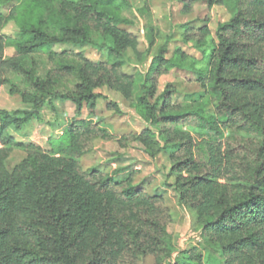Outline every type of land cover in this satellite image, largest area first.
I'll return each instance as SVG.
<instances>
[{
    "label": "trees",
    "instance_id": "trees-1",
    "mask_svg": "<svg viewBox=\"0 0 264 264\" xmlns=\"http://www.w3.org/2000/svg\"><path fill=\"white\" fill-rule=\"evenodd\" d=\"M180 1L185 12L198 1L223 6L230 19L217 25L215 39L207 23L181 25L182 42L199 59L180 48L167 58L163 45L145 73L124 70L129 52L138 62L143 54L137 38L119 27L127 21L116 0H22L0 15V28L13 22L19 31L15 40L0 33V88L8 74L23 78L27 90L12 94L33 108L0 111V264H138L147 256L166 264L172 258L171 215L162 196L135 184L134 173L116 178L82 170L81 157L95 140L114 139L81 117L94 114L104 87L148 124L130 138L150 158L168 154L179 203L193 214L203 240L221 251L225 264H264V0ZM54 45L90 46L103 60L50 51ZM10 46L15 53L6 58ZM39 53L49 64L42 77L34 67ZM172 70L191 71L204 89L197 98L186 96L194 107L172 104L168 88L155 98L158 78ZM53 100L71 102L75 118L50 151L8 133ZM106 108L121 114L112 102ZM14 150L26 157L9 171L5 162Z\"/></svg>",
    "mask_w": 264,
    "mask_h": 264
},
{
    "label": "rangeland",
    "instance_id": "rangeland-1",
    "mask_svg": "<svg viewBox=\"0 0 264 264\" xmlns=\"http://www.w3.org/2000/svg\"><path fill=\"white\" fill-rule=\"evenodd\" d=\"M21 1L9 0L1 4L0 15L7 17L10 10L18 6ZM116 1L121 5L120 17L127 21L126 24L123 23L119 27L137 38L138 51L143 54L142 62H138L131 52L128 53L129 60L124 69L127 73L136 71L145 73L152 61V56L163 45H167L165 54L167 58L172 55L175 48H180L186 55L199 59L200 53L194 50L190 44L186 45L182 42L180 26L193 23V26L199 27L203 23H207L211 37L215 39L217 25L230 19L229 12L223 6L210 8L202 1L196 2L188 12L184 11L183 3L180 0ZM150 30H152L151 33ZM18 32V28L13 22L0 28L2 35L13 40L19 38ZM150 34L152 35V46H149ZM49 50L81 53L93 62L103 60L100 53L90 46L54 45ZM14 53L13 46L6 47L4 57L9 58ZM33 59L35 72L42 77L49 70L46 54L39 53L34 55ZM7 80L8 83L0 88V111L11 114L32 111V106L24 104L20 96L16 94L17 92L12 94V91L27 90L25 80L14 74H8ZM66 87L71 88L69 84H66ZM166 88L173 91L171 101L172 104L178 106L188 104L194 107V104L186 96L194 95L197 98L204 91L196 81L195 74L187 70H172L161 75L156 83L155 98L161 95ZM97 93H100L102 98L97 100L94 114L87 116L86 111H83L81 117H87L93 122L100 123L113 134L114 139L95 140L92 150L81 157L82 170L87 172L94 169L116 178L134 173L135 184H140L149 195H160L164 198L171 215L167 231L171 234L174 244V253L166 264H225L221 251L214 244L206 243L203 240L191 211L179 203L175 190L178 176L171 173L172 163L168 159V154L162 152L155 158H150L142 145L130 138L133 134H139L148 124L137 115L120 93L106 87L98 90ZM108 102L116 104L121 114L108 110L106 108ZM16 116L24 117L22 114ZM74 118L75 107L71 102L53 100L52 104L44 103L37 112L33 113V117L22 124L20 128L9 127L8 133L18 142L33 144L44 151H50V142L58 140ZM193 137L195 141H198L196 136ZM124 138L126 141H123ZM25 157L24 151L14 150L5 162L6 169L11 171ZM190 253L195 255L194 259L189 258ZM138 264H156V262L152 256H147Z\"/></svg>",
    "mask_w": 264,
    "mask_h": 264
},
{
    "label": "crops",
    "instance_id": "crops-1",
    "mask_svg": "<svg viewBox=\"0 0 264 264\" xmlns=\"http://www.w3.org/2000/svg\"><path fill=\"white\" fill-rule=\"evenodd\" d=\"M62 134V133H61ZM20 141V140H19Z\"/></svg>",
    "mask_w": 264,
    "mask_h": 264
}]
</instances>
